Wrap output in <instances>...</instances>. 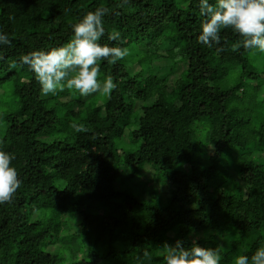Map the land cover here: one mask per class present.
<instances>
[{
  "label": "trees",
  "instance_id": "obj_1",
  "mask_svg": "<svg viewBox=\"0 0 264 264\" xmlns=\"http://www.w3.org/2000/svg\"><path fill=\"white\" fill-rule=\"evenodd\" d=\"M97 7L101 43L129 50L100 62L116 88L43 96L19 57ZM203 20L198 0H0V149L21 181L0 205V264H165L177 239L234 264L264 245V63L232 51L231 29L199 44Z\"/></svg>",
  "mask_w": 264,
  "mask_h": 264
},
{
  "label": "clouds",
  "instance_id": "obj_2",
  "mask_svg": "<svg viewBox=\"0 0 264 264\" xmlns=\"http://www.w3.org/2000/svg\"><path fill=\"white\" fill-rule=\"evenodd\" d=\"M198 7L204 17L196 36L199 44L212 48L220 43L222 30L231 29L240 37L231 45L232 51L243 48L253 55L256 52L264 54V0H215L214 3L198 0ZM105 15L104 7L89 10L70 25L72 36L65 43L32 50L19 57L17 63L33 73L43 96H55L65 89L81 97L109 95L116 88L111 76H100V62L115 64L123 60L129 50L101 43L105 35ZM109 39H120V33L113 32ZM11 44L9 35L0 31V48ZM14 160L13 154L0 149V205L11 202L21 184ZM160 251L165 264H221L218 249L202 246L195 239L189 247L180 239L174 243L164 241ZM143 255L151 264V254L145 251ZM234 264H264V245L251 255H236Z\"/></svg>",
  "mask_w": 264,
  "mask_h": 264
},
{
  "label": "rangeland",
  "instance_id": "obj_3",
  "mask_svg": "<svg viewBox=\"0 0 264 264\" xmlns=\"http://www.w3.org/2000/svg\"><path fill=\"white\" fill-rule=\"evenodd\" d=\"M251 57L252 58H255V60H256V62L257 61H260V62H262V63H264L263 61H264V54H262V53H259L258 55H256V56H254V55H251ZM259 62V63H260ZM230 78H231V82L232 83H237V81H239L238 79H237V75H236V73H232V75L230 76ZM263 79H264V76H263ZM261 84H263V83H261ZM241 86L243 87V88H246V92H245V96H246V100L244 101V105L246 106V107H248L249 108V105H248V101H251V97H252V95H253V92H254V88L246 81V80H243L242 81V84H241ZM57 97L58 98H60V99H64V97H65V93H59L58 95H57ZM75 125L76 126H78L76 123H74V122H71L70 124H69V126L70 127H75ZM58 129H60V127H57L56 128V130H58ZM124 174H125V176L127 177V179H129V180H131L132 179V175H130V174H127V171H126V169L124 170ZM71 234L72 235H74L72 232H71ZM67 248V247H66Z\"/></svg>",
  "mask_w": 264,
  "mask_h": 264
}]
</instances>
